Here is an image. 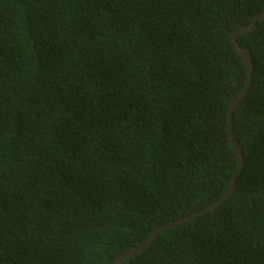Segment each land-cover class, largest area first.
Here are the masks:
<instances>
[{
	"label": "trees",
	"instance_id": "1",
	"mask_svg": "<svg viewBox=\"0 0 264 264\" xmlns=\"http://www.w3.org/2000/svg\"><path fill=\"white\" fill-rule=\"evenodd\" d=\"M264 0H0V264H113L214 205ZM245 157L213 211L123 264H264V20Z\"/></svg>",
	"mask_w": 264,
	"mask_h": 264
},
{
	"label": "water",
	"instance_id": "2",
	"mask_svg": "<svg viewBox=\"0 0 264 264\" xmlns=\"http://www.w3.org/2000/svg\"><path fill=\"white\" fill-rule=\"evenodd\" d=\"M258 20H264V13L263 14H259L256 15L255 18L252 20L251 25L250 26H242L237 32L232 33L230 35V38L233 42V44L235 45V48L237 50V52L239 53V55L241 56L243 62L245 63L248 72H249V79L247 81V84L245 86V88L243 89V91L239 94V96L230 104V108H229V114H228V139H229V143L237 157L238 160V169L237 172L235 173V175L233 176L230 185H229V189L227 191V193L222 197L221 200H219L218 202H216L214 205L203 209L202 211H199L197 213L192 214L191 216L181 219V220H177V221H173V222H169L167 224H164L163 226L158 227L157 229H155L153 231V233H151V235L147 238V240L139 247L136 248L135 250L132 251H127L125 253H123L121 256H119L115 262L113 264H123V260L132 257V256H136L138 254H141L142 252H145L146 249L152 244V242L155 240V238L162 232L180 225H183L185 223H188L192 220H194L195 218L202 216L206 213H209L211 211H213L216 207H218L221 203H223L229 196H231L234 191H235V186H236V181H237V177L239 176V174L243 171L244 169V165H245V157L243 155V152L236 140L235 134H234V130H233V111L236 109V107L240 104L241 101H243L247 95L249 94V92L251 91V87H252V83H253V74H254V66H253V62H252V58H251V53L248 49L246 48H242L240 47L236 37H238L239 35H245V34H250V32L252 31V29L257 25V21Z\"/></svg>",
	"mask_w": 264,
	"mask_h": 264
}]
</instances>
